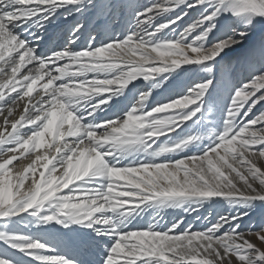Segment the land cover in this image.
Listing matches in <instances>:
<instances>
[{
    "label": "snow or ice",
    "instance_id": "1",
    "mask_svg": "<svg viewBox=\"0 0 264 264\" xmlns=\"http://www.w3.org/2000/svg\"><path fill=\"white\" fill-rule=\"evenodd\" d=\"M259 209L264 0H0V264H264Z\"/></svg>",
    "mask_w": 264,
    "mask_h": 264
},
{
    "label": "rangeland",
    "instance_id": "2",
    "mask_svg": "<svg viewBox=\"0 0 264 264\" xmlns=\"http://www.w3.org/2000/svg\"><path fill=\"white\" fill-rule=\"evenodd\" d=\"M142 1H145V0H141V2H142ZM239 51H240V50H237V52H239ZM236 54H237V53H230L229 55H230V56H235ZM224 208H227V205H223V207H221V208H217V209H218V211H223ZM217 209H216V210H217ZM209 211H211V210L209 209ZM246 223H248L249 226H251V225H255L256 227H259V225H260L261 223H264V209H259V210H257L256 213H255V215L253 216L252 221H251V222H246ZM251 239H252V241H253L254 243H259V242L256 240L255 237H251Z\"/></svg>",
    "mask_w": 264,
    "mask_h": 264
},
{
    "label": "bare ground",
    "instance_id": "3",
    "mask_svg": "<svg viewBox=\"0 0 264 264\" xmlns=\"http://www.w3.org/2000/svg\"><path fill=\"white\" fill-rule=\"evenodd\" d=\"M149 2H150V0L142 1V3H149ZM63 30H64V26H61L60 28H58V29L56 30V35L59 36V35L63 32ZM225 205H226V204H225ZM210 210H211V209H210ZM216 211H218V209H217ZM180 214H182V213H180ZM173 215H174L173 211H172V210H169L168 214L166 215V219L171 220L172 217H173ZM253 237H254V236H253Z\"/></svg>",
    "mask_w": 264,
    "mask_h": 264
}]
</instances>
